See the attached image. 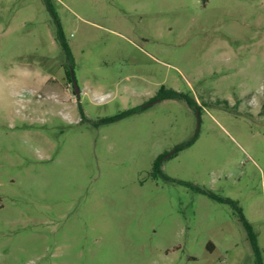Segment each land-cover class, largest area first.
Masks as SVG:
<instances>
[{"label":"rangeland","instance_id":"374dc122","mask_svg":"<svg viewBox=\"0 0 264 264\" xmlns=\"http://www.w3.org/2000/svg\"><path fill=\"white\" fill-rule=\"evenodd\" d=\"M0 264H264V0H0Z\"/></svg>","mask_w":264,"mask_h":264},{"label":"trees","instance_id":"16d2710c","mask_svg":"<svg viewBox=\"0 0 264 264\" xmlns=\"http://www.w3.org/2000/svg\"><path fill=\"white\" fill-rule=\"evenodd\" d=\"M59 39H60V43H61L64 51L69 56L70 55V51H69V48H68L66 42L61 38V36H59ZM163 98H184L190 106H194V101L191 98L186 97L181 92H179V91H177L175 89L165 88L164 86H162L159 89V99H163ZM178 148H180V147H178ZM178 148H176V150L173 152V154H175L178 151ZM163 155L164 154L158 156L156 158V160L154 161L153 171H152V173L154 175L158 174L159 172L162 173V171L160 169V165L162 163ZM162 175L166 176L164 173H162Z\"/></svg>","mask_w":264,"mask_h":264},{"label":"flooded vegetation","instance_id":"af4514ba","mask_svg":"<svg viewBox=\"0 0 264 264\" xmlns=\"http://www.w3.org/2000/svg\"><path fill=\"white\" fill-rule=\"evenodd\" d=\"M69 79H70V82H69L70 89H71L73 95L75 97H78L79 96V89H78V91L75 90L73 76L69 75ZM158 100H159V90L147 100V102L145 103L144 106H147V105L151 104L152 102L158 101Z\"/></svg>","mask_w":264,"mask_h":264},{"label":"water","instance_id":"95a60500","mask_svg":"<svg viewBox=\"0 0 264 264\" xmlns=\"http://www.w3.org/2000/svg\"><path fill=\"white\" fill-rule=\"evenodd\" d=\"M74 85H75V90L78 91V87H77L75 81H74Z\"/></svg>","mask_w":264,"mask_h":264}]
</instances>
